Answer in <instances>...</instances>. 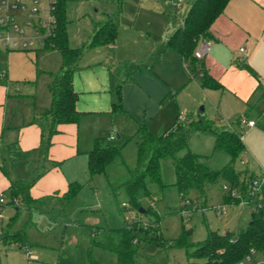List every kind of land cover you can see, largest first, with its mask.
<instances>
[{
	"label": "rangeland",
	"instance_id": "obj_1",
	"mask_svg": "<svg viewBox=\"0 0 264 264\" xmlns=\"http://www.w3.org/2000/svg\"><path fill=\"white\" fill-rule=\"evenodd\" d=\"M172 1L121 0L117 11V3L111 0H67L69 45H84L72 77L79 93L76 108L80 116L77 123L59 126L50 138V118L43 112L50 100V72L61 65L59 51L36 47L35 51L11 50L7 55L1 47L0 86L4 87L6 108L5 125L0 128V161L7 174L0 171V192L9 180L29 181L33 182L30 194L39 201L22 205L15 218L8 219L9 224L2 228L0 224L2 235L22 230L27 244L0 242V264H117L111 247L118 244L125 221L136 217L146 221L153 213L160 217L164 239L184 235L187 243L203 239L208 228L237 231L250 221L262 191L252 197L243 191L242 182H249L250 173L256 177L264 173V126L257 122L256 128L262 127L259 130L241 127L236 118L229 122L223 119L225 122L217 125L215 121L221 116L213 98L193 83L196 78L200 83V76L191 63L184 66L167 58L166 32L186 14V3L178 16ZM26 5L46 9L47 0ZM108 15L117 25L115 42L88 45L86 40L94 27ZM113 103L119 106L113 109ZM201 106L203 118L213 129L230 124L242 135L245 151L233 163L239 184L220 176L205 185L203 194L190 189L181 195L174 185L173 159L165 157L160 162L164 185L148 181L149 193L140 192L137 207L129 204L122 182L136 169L140 125L159 135L178 117L185 124L187 149L204 156L214 170L229 161L225 151L214 147L213 133L198 130L191 123L200 119ZM254 121H258L255 116ZM95 138L118 147L119 153L103 171L90 176L87 152ZM185 151L179 150L175 156ZM70 182H77L79 188L74 196L65 198L62 194ZM231 191L238 200H232ZM54 192L58 196L52 195ZM3 194L2 213L8 218L13 207L8 192ZM188 200L197 201V206L187 205ZM220 203L226 204L222 215L214 211ZM139 208L146 212H139ZM186 254L182 246L162 248L144 242L137 264H187ZM241 264H264V250H254L252 258Z\"/></svg>",
	"mask_w": 264,
	"mask_h": 264
},
{
	"label": "trees",
	"instance_id": "obj_2",
	"mask_svg": "<svg viewBox=\"0 0 264 264\" xmlns=\"http://www.w3.org/2000/svg\"><path fill=\"white\" fill-rule=\"evenodd\" d=\"M111 1L117 3V11H120L121 0ZM228 1L194 0L179 26L167 39L168 46L177 51L184 60L190 62L196 72L201 74V84L205 88H217L220 85L206 73L202 61L194 56V51L202 37L212 36L211 24L223 11ZM66 2L67 0L56 1L54 11L56 24L51 36L52 46H48L57 49L61 59L59 69L54 73L50 72L51 81L47 86L50 100L48 107L43 112L50 118L49 138L57 132L60 125L77 123L80 116V112L76 109L79 93L73 86L72 77L84 45L81 47L69 45ZM116 36L117 25L113 21L112 15H108L105 21L96 24L86 43L90 46L113 44ZM116 106H119V103L112 104L113 109ZM239 120L240 118L237 119L238 123ZM191 123L198 130H210L214 135V147L225 151L229 155V161L222 168L214 170L205 163L203 156L187 149L185 124L180 122L178 117L171 127L159 135L151 134L144 125H140L136 169L130 178L122 182L129 204L137 207L140 192L149 193L146 185L148 181L156 183L160 187L164 185L161 181L160 162L165 157L173 159L174 185L181 195L190 189L203 194L205 185L216 182L220 176L227 177L235 184H239L238 174L233 163L245 151L242 135L231 128L213 129L210 122L205 119ZM47 145L49 146V143ZM183 149L186 151L176 157L175 154ZM118 153V147L107 144L101 138H95L92 147L87 152L86 169L88 174L91 176L103 171ZM0 171L7 174L6 165L2 161H0ZM249 177L250 182L256 176L250 173ZM249 182H242L243 191L247 192ZM32 185L33 182L29 181L9 180L7 188L1 191L8 192L9 204L14 209L10 221L15 218L22 205L29 206L35 201H39L30 194ZM78 188L77 182H70L62 196L70 198L75 195ZM260 189L262 191L261 199L264 200V185ZM231 198L233 201L238 200L233 196ZM153 216L146 221L138 217L125 221L120 229L121 236L118 244L111 247L116 255L117 264H137L138 250L144 242L162 248L170 246L186 248L187 264H238L247 258L252 249L264 250V208L256 205L252 208L251 219L245 227L237 231L227 229L223 232L208 228L206 236L196 243H187L184 235L167 241L160 231L159 215L153 213ZM0 242H18L20 245H27L22 230L15 232L9 230L3 235L0 234ZM191 245L193 248L189 250Z\"/></svg>",
	"mask_w": 264,
	"mask_h": 264
},
{
	"label": "crops",
	"instance_id": "obj_3",
	"mask_svg": "<svg viewBox=\"0 0 264 264\" xmlns=\"http://www.w3.org/2000/svg\"><path fill=\"white\" fill-rule=\"evenodd\" d=\"M193 1L183 0L182 3H186L185 13ZM180 23L181 21L176 26L168 28L165 36L166 42H163L165 44L164 53L168 55L167 58L170 61L175 64L182 63L185 66L190 62L184 60L177 51L166 45L169 35ZM210 31L212 36L202 37L198 43V45L200 43L207 44V50L199 59L202 61L206 73L213 77L220 86L217 88L203 87L201 74L196 72L191 64L195 73L200 76V83L198 78L193 83L198 90L206 92L213 98L217 112L221 116L220 121H215L217 125L224 123L223 119L228 122L233 118L237 120L240 117L254 120L255 116L258 121H255V124L250 128L259 130L262 127L256 128L257 122L264 126V0H229L223 11L211 24ZM241 47L242 51L239 49ZM31 51H35V49ZM10 52L11 50H6L7 55ZM240 58H242V62ZM46 74L48 73L46 72ZM4 92V87L0 86L1 129L5 125L6 96ZM200 108L203 110V114H200ZM200 108L198 116L200 119H204V108L202 106ZM224 128L232 129V125L221 126V129ZM57 192L52 195L58 196ZM13 213L14 209L12 208L8 211V218L0 217L1 228L9 224L8 219L10 220Z\"/></svg>",
	"mask_w": 264,
	"mask_h": 264
},
{
	"label": "built area",
	"instance_id": "obj_4",
	"mask_svg": "<svg viewBox=\"0 0 264 264\" xmlns=\"http://www.w3.org/2000/svg\"><path fill=\"white\" fill-rule=\"evenodd\" d=\"M56 1L47 0V8L38 9L36 7L28 8L26 5L27 2L37 3L38 0H0V49L4 47L6 50H34L36 47L52 46L51 36L56 24L54 15ZM171 3L176 10V15L181 16L182 1L173 0ZM239 49L243 50L242 47ZM206 50L207 44L200 43L194 51V56L201 58ZM240 61H243L242 58ZM181 119H184V115L181 116ZM239 123L241 127H251L255 121L241 117ZM262 185H264V173L249 182L247 192L253 197L257 192H260ZM222 188L227 189L225 185ZM234 193L235 191H231V196ZM258 199L255 205L264 208V200ZM4 202V194L0 192V217H3ZM186 203L189 206H197V202L192 203L188 200ZM214 211L218 215L225 214L226 204L215 206ZM253 251V249L250 251L247 258L252 257Z\"/></svg>",
	"mask_w": 264,
	"mask_h": 264
},
{
	"label": "water",
	"instance_id": "obj_5",
	"mask_svg": "<svg viewBox=\"0 0 264 264\" xmlns=\"http://www.w3.org/2000/svg\"><path fill=\"white\" fill-rule=\"evenodd\" d=\"M200 114H203V110H201V108H200ZM200 121H201V119H200ZM139 212H144V210L139 208Z\"/></svg>",
	"mask_w": 264,
	"mask_h": 264
}]
</instances>
